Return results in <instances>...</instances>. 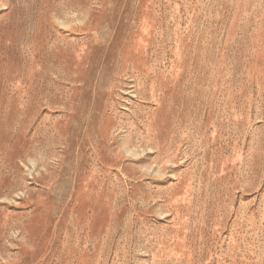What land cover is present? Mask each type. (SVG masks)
I'll use <instances>...</instances> for the list:
<instances>
[{"label":"rangeland","instance_id":"1","mask_svg":"<svg viewBox=\"0 0 264 264\" xmlns=\"http://www.w3.org/2000/svg\"><path fill=\"white\" fill-rule=\"evenodd\" d=\"M0 264H264V0H0Z\"/></svg>","mask_w":264,"mask_h":264}]
</instances>
